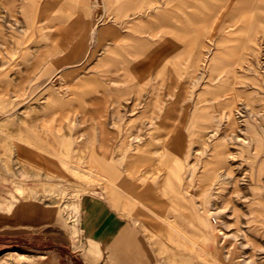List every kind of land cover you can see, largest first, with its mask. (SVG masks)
I'll return each mask as SVG.
<instances>
[{
  "label": "rangeland",
  "instance_id": "374dc122",
  "mask_svg": "<svg viewBox=\"0 0 264 264\" xmlns=\"http://www.w3.org/2000/svg\"><path fill=\"white\" fill-rule=\"evenodd\" d=\"M31 44L50 63L44 94L74 93L89 73L121 85L124 143L145 156L129 176L161 196L130 190L132 205L173 218L184 201L205 228L204 264H264V0H0V45ZM21 244L0 239V264H28Z\"/></svg>",
  "mask_w": 264,
  "mask_h": 264
},
{
  "label": "crops",
  "instance_id": "0c3cea01",
  "mask_svg": "<svg viewBox=\"0 0 264 264\" xmlns=\"http://www.w3.org/2000/svg\"><path fill=\"white\" fill-rule=\"evenodd\" d=\"M43 50L0 45V239L22 242L28 264H204L205 228L184 201L172 218L170 206L135 207L127 196L161 197L129 176L145 156L124 143L133 128L121 85L89 73L71 82L82 86L74 93L44 94Z\"/></svg>",
  "mask_w": 264,
  "mask_h": 264
},
{
  "label": "bare ground",
  "instance_id": "6f19581e",
  "mask_svg": "<svg viewBox=\"0 0 264 264\" xmlns=\"http://www.w3.org/2000/svg\"><path fill=\"white\" fill-rule=\"evenodd\" d=\"M227 121H228V130L229 129H233L236 126V118H235V114L233 112V110L231 109V107L229 108V110L227 111ZM226 157L229 158L230 157V151L229 149L225 148V149H221L217 152L215 158L217 163L220 164V161H222V157ZM220 167L221 164H220ZM216 173H218L217 170H214ZM203 180L200 182L199 184V188L197 190V195H199V197L201 198V200L203 202H205V197H207V193H208V185L210 184V180L212 179V175H208V174H204L203 176ZM20 254H22L21 252H19Z\"/></svg>",
  "mask_w": 264,
  "mask_h": 264
}]
</instances>
